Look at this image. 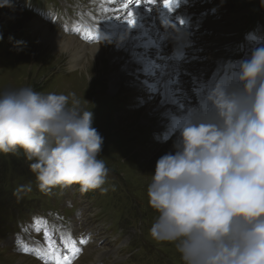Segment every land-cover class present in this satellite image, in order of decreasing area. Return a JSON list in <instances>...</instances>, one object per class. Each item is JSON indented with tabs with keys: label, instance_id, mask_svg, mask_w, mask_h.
Returning a JSON list of instances; mask_svg holds the SVG:
<instances>
[{
	"label": "rangeland",
	"instance_id": "rangeland-1",
	"mask_svg": "<svg viewBox=\"0 0 264 264\" xmlns=\"http://www.w3.org/2000/svg\"><path fill=\"white\" fill-rule=\"evenodd\" d=\"M2 1L9 2L14 8L31 18L30 20L26 18L24 22H9L6 19L9 11L5 8L1 10L0 6V35L9 34L3 38L5 44L0 42V124L19 126L6 133L8 146L0 145V239L1 232L11 235L14 232L13 228L17 226L21 230L23 227L26 229L22 217L28 221L32 218L31 215L39 214L35 216L37 219L52 210L55 214H67L66 217L69 220L64 223V226H71L72 223L77 232L72 236L69 233L64 234L58 239L62 241L69 235L71 243L76 245V239L80 242V247L84 248L79 259L72 260L68 264H239L234 257L238 255L240 252L238 249L241 248L243 249L242 257H237L240 264H264L261 259L257 260V255L248 249V245L242 246L244 243H242V236L237 233V225L243 213L238 212L236 215L238 219H235L234 208L228 211L229 204L227 201L222 202V194L218 187H214L210 182L211 173L203 169L201 164L199 169L204 180L198 182L193 178L194 168L176 169L180 168L176 165L174 158L177 154L176 144L182 142L178 140L179 130L173 134L165 147L152 146L153 144L146 142L143 130L155 129L163 122V119L154 118L153 110L146 111L145 101L137 94V85L126 80V84H120L113 94L109 92L108 75L102 74L108 69L110 74L113 73V66L117 67L116 73L123 70L127 74L129 67L127 60L130 54L128 50L126 56L100 58L103 68L99 67L94 75L91 76L90 73L88 77L81 74L80 70L78 73L67 75L68 71L64 67L65 62L68 61L67 56L59 58L56 55L57 57L51 58L35 46L37 35L34 34L40 32L32 24L33 19L46 24L65 37L69 36L66 33V27L62 25V20L46 7L57 4L62 9H69L76 3L74 10H77L75 14L78 15L80 24H97L98 16L95 12L97 6H94L92 0ZM244 2L247 5L243 11L252 12L251 0H244ZM213 4L217 5L213 7L217 12L212 15L215 25L212 31L208 32L214 33L210 35V39L218 37L212 44L217 47L213 50V47L208 46L211 42L206 38L209 33H202L201 37L205 36L206 48L200 54L201 57L204 54L213 56L210 68L216 67V70L207 71L209 86L213 88L219 84L223 85L220 77L227 78L231 74L239 76L240 85L244 86L246 77H255L257 71H263L264 55L258 60L252 56L234 58L236 61L231 62H228L226 56L237 57L240 50L243 54L259 52L261 34L251 40L252 48L245 49V44L248 42L246 40L240 41V50L235 47L230 51V45L234 42L232 38L244 33L249 28V21L243 18L245 14L242 11L239 13L237 0H216ZM114 38L104 42L108 50L116 45L117 40ZM83 55L81 65L89 56L87 52ZM215 60L219 61L217 65L213 63ZM122 61L123 64H121ZM182 76L185 81L183 84L188 86L189 78L193 77L185 72H182ZM228 85L227 81L222 86L221 93L228 88ZM192 87L193 84L190 88ZM234 89V87L231 88L229 94ZM159 94L161 98V92ZM126 99L136 105L135 110L118 109L117 101ZM169 105L177 107L171 103ZM167 109L182 119L189 115V112L183 108L179 113L169 107ZM260 110H264V107ZM254 119L256 124L262 125L260 128L264 131V116H257ZM115 120H118V124L113 123ZM26 128L34 130L33 141H46L47 147L41 145L43 147L37 151L33 146H31L32 149L30 146L24 147L19 140V133L23 135L20 129ZM3 130H6V126L1 127L0 144ZM192 132L194 131L192 130L190 134ZM31 133L32 131L29 130L28 134ZM25 142L30 143L28 139ZM195 142L197 144V138ZM54 149L64 153V160L80 170L75 176L77 181L81 180L82 172L87 174L90 171V174L97 177L106 175L109 178V182L95 185L100 199L110 195L111 187L115 183L116 212H111L109 218L123 229L122 232H111V220L103 222L93 217L98 212L93 207L94 201L97 200L77 195L75 190L82 194L80 187H74L68 180L63 187L58 185L62 175H66V170L50 159L49 151L52 152ZM149 152L154 158L146 156ZM155 163L156 168H151L149 164L155 166ZM183 176L192 182H185ZM221 186L220 189L226 193ZM190 191L196 193L201 201L203 196L204 203L209 207L202 202L201 208L193 210L192 208L198 207L196 203H199V200L195 199L192 203L187 195ZM88 194L93 195V192ZM213 203L217 204L218 208L212 209ZM106 204L107 202L104 206ZM210 208L211 211L206 213L205 210ZM66 209H69L70 214L66 213ZM105 209V212L109 214V208ZM189 209L193 212L204 211L205 214L196 216L190 213ZM223 209L226 216H218V210ZM154 215L156 219L153 222ZM234 219L236 223L232 222ZM104 229L108 230L106 241L103 235ZM81 230L86 233L81 234ZM48 231L50 236L56 239L49 229L45 230V234ZM38 236L39 238L44 236L43 243L50 246L51 238L43 234L34 238ZM115 237L119 240H113ZM19 239L21 243L16 251L11 240L4 239L0 242V264H49L42 259H37L30 252L22 254L21 251L26 250L28 246L25 238ZM5 248L8 249L7 252ZM117 248H120L122 252L114 251ZM134 248L136 252L139 250L137 254H134ZM144 250L145 253L149 251L151 257L144 255Z\"/></svg>",
	"mask_w": 264,
	"mask_h": 264
},
{
	"label": "bare ground",
	"instance_id": "bare-ground-1",
	"mask_svg": "<svg viewBox=\"0 0 264 264\" xmlns=\"http://www.w3.org/2000/svg\"><path fill=\"white\" fill-rule=\"evenodd\" d=\"M93 1L94 3L98 4V7H100L103 18L108 20L107 22L111 24L110 27L112 30L118 29V31H120L126 25H130V29L125 31V33H122L126 38L118 40L116 47L108 50L105 44H103L102 46L98 43L94 44V46L89 47L87 45H84L80 41L74 39V37H71L70 34L67 33L69 36L65 37L53 28L47 26L46 24H42L38 22L37 19H33L32 24H34L36 26V30L40 32L39 34H34L37 35L35 37V46H38L40 51L42 50L43 53H46L45 55H50L51 58L55 57L56 55L59 58H64L67 56L68 58L66 59L68 61L65 62L64 66L66 68V71H68L67 75L75 72L78 73L80 70L81 74H83L84 76L88 75V77L90 76V73L91 76L94 75L99 67L103 68L102 63L100 62V58H117L121 55L124 56L121 50H128L129 48L130 50H133V53H130V57L128 58L129 63L134 67L132 70H130L129 74L136 77L138 93L144 101L148 102L146 108L147 112H151V109L157 103V97L155 96L154 92H161V105L159 106L160 109L169 107L171 109H174V112L179 113L181 106L183 110L189 112V116L196 114V111L200 110V102L203 99L207 71L210 69V62L212 63L213 61L211 60L213 56H210L209 54L203 55V57L205 56L206 58L199 56V54H201V50L204 52V48H206L204 46L205 36L199 39L197 35L204 26H208V28L205 30L206 32L212 31V28L215 25L213 24L212 20L210 18H206L205 22L200 28V31L194 34V38L191 40L195 44V47L192 51V55L189 56L191 62H189L187 65H176L172 63L168 58V47L170 45H173L172 42H167V46L158 51L149 49L146 44L141 41V39H137V35L141 34L143 31H151L152 29L146 28L143 30H138L132 28V21H136L142 24L145 23L146 25L150 23L149 20H145L146 13L142 12L141 9H138L134 12L130 11L133 6H136L135 4L128 5L126 0ZM133 1L134 0H132V2ZM189 1L191 3L193 2V0ZM0 2H2V4H0L1 10L5 8L9 11L8 15H6V19H8L9 22H24L26 18H28L25 13L14 8L9 2L2 0H0ZM29 18L28 20H30ZM211 25L212 27H210ZM111 29L109 28L110 31H112ZM211 33L214 34L213 32ZM210 35L211 34L209 33V36L206 37L208 38V40L210 39ZM217 39L218 37H212L209 40L211 42L208 43V46L213 47V50L216 49L217 46H213L212 44L216 42ZM213 50L211 51L212 54ZM85 52H87L89 56L87 60H84L85 62L81 65L84 58L83 54ZM119 59L120 58H118V60ZM200 60L203 61L200 62ZM142 63L147 64L148 70L142 66ZM121 64H123V61L121 62ZM123 66H125V64ZM113 67V73L110 74L108 72L109 69H105L107 72L102 74L103 76H106V74L108 75L109 92L112 94L114 93L115 89L119 88L120 84H126V80L130 81V77L126 74L125 71L121 70V72L116 73L115 71L117 67ZM182 72L191 74V76L193 77H188L190 79V81L188 82V86L183 84L185 83V81L182 76ZM192 84L193 87L190 88ZM57 88L59 89V87ZM188 92L189 94H191L190 97ZM263 94L264 89H261L260 97H263ZM170 103L174 104L177 107L170 106ZM174 114L176 115V113ZM180 115L185 116L184 114ZM113 123L118 124V120H115ZM189 125L190 127L188 129H184L178 133V137L180 139L186 138L188 135H190L192 128H198V131L201 130L199 121L196 118L192 119ZM201 137H205V141L199 143L197 149L203 169H206L207 171L213 173V180L222 185L221 187L225 189L227 195L229 196V199H232L237 207L240 205L239 202H241V208H243V211H245L247 214V218L243 216L244 224L241 228H239L242 239H250L248 240L250 242L249 247L253 250L259 251L260 254L264 255V229L263 227H261L262 223H260L256 219L262 213L259 203L260 196H257L255 194V190L257 188L264 191L263 176L258 174L259 171L256 172V166L254 167V169L247 168L241 162L239 150L241 151L242 149V137L240 138L237 135H234L230 140L224 141L220 140L219 137H214L213 135H210V133L205 130H203V135ZM146 154V156L148 157H153L152 153L150 152ZM149 165L151 166V168H156L157 166V164L155 166H152V164ZM176 169L178 170L179 168ZM261 216V219H264L263 213L261 214ZM85 259L87 258L85 257Z\"/></svg>",
	"mask_w": 264,
	"mask_h": 264
},
{
	"label": "trees",
	"instance_id": "trees-1",
	"mask_svg": "<svg viewBox=\"0 0 264 264\" xmlns=\"http://www.w3.org/2000/svg\"><path fill=\"white\" fill-rule=\"evenodd\" d=\"M2 126H6V130H7V131H10V130H9L10 128H15V127L19 128V126H16V125H14V124H10V125H9V124L2 123V124H0V130H1V127H2ZM21 127H24V126H21ZM6 138H7V135H6L5 131H2V133H1V139H2V144H3L5 147L8 146L7 141H6ZM27 139H28V141H30V143H36V142L40 141V140H35V141H33V140H32V139H33V135H29V136L27 137Z\"/></svg>",
	"mask_w": 264,
	"mask_h": 264
}]
</instances>
